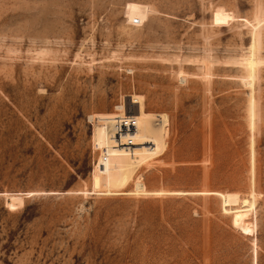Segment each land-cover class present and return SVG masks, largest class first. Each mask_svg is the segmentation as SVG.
Listing matches in <instances>:
<instances>
[{"label": "rangeland", "instance_id": "obj_1", "mask_svg": "<svg viewBox=\"0 0 264 264\" xmlns=\"http://www.w3.org/2000/svg\"><path fill=\"white\" fill-rule=\"evenodd\" d=\"M256 263L264 0H0V264Z\"/></svg>", "mask_w": 264, "mask_h": 264}, {"label": "bare ground", "instance_id": "obj_2", "mask_svg": "<svg viewBox=\"0 0 264 264\" xmlns=\"http://www.w3.org/2000/svg\"><path fill=\"white\" fill-rule=\"evenodd\" d=\"M253 58H256V56L254 54H253ZM135 120H136V118H135ZM116 123H114L112 125V127L110 128V133H114L115 132V130H116V128H115ZM98 124H100V123H98ZM137 128H138V123H137ZM136 131H137V129H136ZM145 133H151L153 135H157V132H156L155 129H151L149 132L142 131V134H145ZM106 142H107V145L104 148H100L98 145L97 146L95 145V147L98 150L101 151L100 158H103L105 161H107L111 149L114 148V150L116 151L117 155L110 157L109 160H108V167H109L110 174H111L112 173V170H114L113 167L118 166V168H120V166H122L121 163L117 164L118 161L120 162V159L125 160V156L126 155L132 154V147L133 146L132 147H129V148H124V147H121L120 145H118V146L110 145L108 143V137H107V141ZM136 142H137V139H136ZM96 164L98 165L99 164V161ZM223 198H224V205H225V207H229L230 208V212H234L235 219L241 225H243L245 222H248L249 221V217H251L250 216L251 214H249V212L250 211L252 212V210L255 209V200L254 199H253L254 200L253 202L250 201V200H247V199H241L240 195L239 194H236V193L235 194L232 193V194H228V195H223ZM17 202H20V204H22L21 201H18V199L13 198L12 201H10L7 204V206L10 209H12V208H14L16 206V203ZM240 204H243V206L241 207V209H239V210H233V207L234 206L240 205ZM246 206H247L248 209H245ZM256 230H257V226L255 227V232H256Z\"/></svg>", "mask_w": 264, "mask_h": 264}, {"label": "built area", "instance_id": "obj_3", "mask_svg": "<svg viewBox=\"0 0 264 264\" xmlns=\"http://www.w3.org/2000/svg\"><path fill=\"white\" fill-rule=\"evenodd\" d=\"M119 119V118H118ZM115 132L108 136V143L110 145L124 148L132 147L134 144L133 134L137 129V122L134 117H122L115 125Z\"/></svg>", "mask_w": 264, "mask_h": 264}]
</instances>
